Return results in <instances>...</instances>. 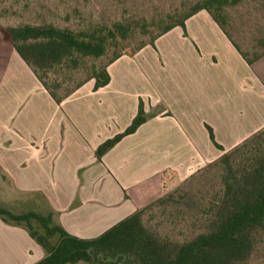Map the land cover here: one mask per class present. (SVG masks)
Returning a JSON list of instances; mask_svg holds the SVG:
<instances>
[{
	"label": "crops",
	"instance_id": "crops-1",
	"mask_svg": "<svg viewBox=\"0 0 264 264\" xmlns=\"http://www.w3.org/2000/svg\"><path fill=\"white\" fill-rule=\"evenodd\" d=\"M185 27L121 55L107 65L106 85L90 78L60 103L0 31V197L93 238L262 128L264 51L248 57L238 45L249 63L205 10ZM140 102L146 121L98 159ZM44 256L25 228L0 218V264Z\"/></svg>",
	"mask_w": 264,
	"mask_h": 264
},
{
	"label": "trees",
	"instance_id": "trees-1",
	"mask_svg": "<svg viewBox=\"0 0 264 264\" xmlns=\"http://www.w3.org/2000/svg\"><path fill=\"white\" fill-rule=\"evenodd\" d=\"M241 1L195 0L181 10L167 12L158 22L154 21L160 25L159 31L148 43H141L136 51L147 44L153 46L156 38L176 26L186 35V19L205 10L250 63L252 59L240 50L228 30L227 8ZM84 25L72 29L50 23H21L7 27L0 25V31L53 99L60 103L90 78H95L94 88L106 85L109 81L106 66L120 57V52L114 53L105 66L93 67L90 74L73 85L64 86V83L72 81L82 59L104 56L111 44L127 41L136 30L129 20L111 24L87 22ZM150 25L154 24L142 20L139 29L146 33ZM60 74L64 75L61 80ZM147 118L140 102L131 124L101 143L95 150L96 157L100 159L122 137L135 132ZM205 127L214 146L223 151L212 128L207 124ZM212 163L223 171L218 200L214 195V205L204 212L203 230L183 240H161L145 225L144 217L150 208L171 198L194 175L93 238L68 233L55 221L52 213L31 210L14 213L0 206V218L25 228L43 247L45 256L35 264H249L253 253L264 242V126ZM208 165L211 166V162Z\"/></svg>",
	"mask_w": 264,
	"mask_h": 264
},
{
	"label": "rangeland",
	"instance_id": "rangeland-1",
	"mask_svg": "<svg viewBox=\"0 0 264 264\" xmlns=\"http://www.w3.org/2000/svg\"><path fill=\"white\" fill-rule=\"evenodd\" d=\"M193 1L195 0H0V25L7 27L21 23H50L78 29L87 22L111 24L114 21L129 20L136 29L131 38L111 44L105 55L100 58L82 59L80 67L74 71L72 81L64 83V86H71L90 74L93 67L105 66L114 53L135 54L141 43H148L151 36L159 31L160 25L155 24L159 18L167 12L181 10ZM227 12L228 30L241 50L248 57L263 52L264 0H242L239 4L227 8ZM142 20L154 24L149 26L146 33L139 29ZM63 77V74L58 76L59 80ZM208 164L210 163L196 171L192 180L189 179L179 187L171 198L146 212L145 225L161 240H183L203 230L204 212H208L211 205H214V195L218 200L219 182L223 174L220 166L212 162L211 166ZM0 198L5 207L14 211L23 212L33 208L26 202L14 201L12 197L4 195ZM36 212L46 214L47 211ZM249 264H264V242L253 253Z\"/></svg>",
	"mask_w": 264,
	"mask_h": 264
}]
</instances>
